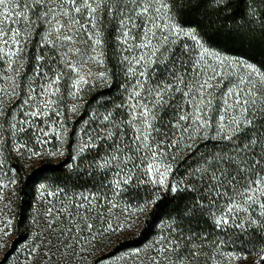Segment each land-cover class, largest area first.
Returning a JSON list of instances; mask_svg holds the SVG:
<instances>
[{"label":"snow or ice","instance_id":"snow-or-ice-1","mask_svg":"<svg viewBox=\"0 0 264 264\" xmlns=\"http://www.w3.org/2000/svg\"><path fill=\"white\" fill-rule=\"evenodd\" d=\"M191 9H212L217 18L227 13L238 32L264 38V0L239 4L236 0H0V62L7 66L0 70V79L8 85L0 87V117L9 118L12 152L20 160L67 154L65 166L81 172L85 170L77 163H84L81 157L92 149L104 151L87 167L88 175L98 170L104 177L96 191L70 194L63 188L38 185L43 202L39 214L47 236L28 250V264H38V257L56 264L57 252L79 264L98 238L133 228L161 200V193L184 190L201 193L197 210L225 238L209 241L207 235H185L169 224L167 232L149 246L150 255L141 258V249L135 250L134 264H240L250 255L258 257L251 264H264V65L209 47L199 23L184 18ZM106 20L115 21L118 66L127 81L121 85L125 100L116 108L124 109L127 119L118 125L114 112L108 110L98 117L105 126L100 132H86L78 146L73 141L65 148L67 125L62 119L48 118L62 116V83L74 101L68 107L72 113L78 111L86 91L100 84L110 86ZM41 25L42 40L54 50L65 49L53 57L61 66L50 69L49 76L45 56L37 55L34 79L29 82L25 76L22 81L27 98H20V104L6 112L4 98H19L21 57L33 29ZM89 65L103 70L93 71ZM17 110L19 117L13 114ZM40 119L54 125L52 134L61 145L55 150L40 151L17 139L18 133L34 129V135L41 134L36 135L37 144H48L41 137L49 132L35 124ZM109 125L116 131H106ZM125 127L131 132L127 137ZM198 141H215L220 151L201 153ZM193 153L199 160L186 175L200 185L198 189L174 175L178 160ZM5 165L0 149V203L13 211V201L5 202L6 196H17L20 181L17 168L5 172ZM145 185L150 186V197L135 205L121 203ZM117 212H123L127 222L114 226ZM13 220L12 216L0 220V248L6 247L4 241L14 230Z\"/></svg>","mask_w":264,"mask_h":264},{"label":"trees","instance_id":"trees-1","mask_svg":"<svg viewBox=\"0 0 264 264\" xmlns=\"http://www.w3.org/2000/svg\"><path fill=\"white\" fill-rule=\"evenodd\" d=\"M240 2L241 0H236L237 4ZM184 18L186 21L199 23L200 29L206 33L204 38L209 47L215 48L230 56L241 57L247 62L257 64L258 66L264 65V38H261L259 34L249 36L246 32L243 34L238 32L229 14L226 13L223 17L217 18L212 15V9H191L185 13ZM217 19L218 23H212V21ZM43 28L44 26L41 25L32 31L31 39L26 45V54L21 57L24 67L21 70V75L17 78V83L21 84V87L17 89L19 98H4L6 112H12V109L20 104V98H27L24 96V85L22 81L25 76L29 78V82L34 79L33 72L35 71V65L37 63L35 60L37 55L45 56V62H47L48 67L44 70L48 71L49 76L52 75L50 69L61 66L58 57L55 61L53 60L56 52H60V50H54L42 40V36L44 35L42 32ZM114 28V20L105 21V51L108 57L107 66L111 70L110 86L100 84L90 91H86L83 99L78 101V111L72 113L68 111V107L71 105L67 101L69 97L66 95V85L64 83L61 84V91L65 97L60 105L62 116L59 118L51 116L48 119H62L67 125L68 132L67 142L64 145L65 148H68L73 141L78 146L82 136L86 132H92L93 135L100 132L105 126L99 122L98 117L106 114L108 110L114 112L118 125L119 121L127 119L125 110L116 108V105L123 103L125 100L126 92L121 85H124L127 81L118 66L120 59L118 48L120 45L115 39L117 33L113 30ZM6 67V64L0 62V70ZM2 74L7 75L8 73L3 72ZM37 83H43V81L38 80ZM0 87L6 88L8 85L0 79ZM13 114L17 117L20 116L19 110ZM35 124L49 132L48 137H41L42 139H48L50 141L48 144L43 146L37 144L36 135L41 134L36 133L34 135V129H29L28 133H18L17 139L22 138L30 147L37 148L40 151H52L61 146L60 141L52 134L51 129L54 125L45 123L43 119L36 120ZM55 126L57 129L59 128L58 125ZM9 131V118L7 116L0 117V135L3 137V140H0V149L3 150L6 159L4 171L7 172L9 167H16L18 173L17 179L20 181L17 186V196H7V199L11 198L13 201V211H9V209L4 207L6 212L14 217V230L12 233L15 234V237L10 240L9 246L11 247L5 254L4 259L0 261V264H6L10 260H8L10 255L15 254L13 256H16V248L25 244L33 234V224L31 221L35 213L34 209L37 204V198L39 197L37 188L40 183L47 185L50 189L63 188L68 193L75 194L96 191L99 180L104 179L98 170H94L91 176L87 173L88 165L92 163L93 159L99 158L96 154L104 155L103 148L92 149L91 152L81 157L84 163H80L79 161L77 163H79L80 168L85 170L77 172L75 168L69 169L65 166V161L68 159L67 154L58 158L45 156L42 159L30 160V162L28 160L18 159L8 145ZM106 131H116V129L109 125ZM168 131L171 130L169 129ZM128 135H131V132L125 127V136L127 137ZM98 143L103 144L104 142ZM198 143L200 144L199 151L201 153L208 154L210 151H220L215 141H198ZM205 143L208 145L207 148L204 147ZM198 160L199 156L194 153L186 154L179 159L177 162L178 169L174 174L176 180L183 179L185 184L193 188H200V185L192 180L191 176L186 175V172L190 168L194 169L197 166ZM9 175L12 174L9 173ZM149 187L145 185L137 188L134 192L128 194L126 201H121V203L129 202L133 203V205L140 203L143 199L151 196ZM200 198L201 193L199 191L184 190L175 194L161 193V200L136 221L133 228L98 238L95 247L92 248L93 253L86 256L85 260L80 261L79 264H134L135 260L131 258L130 254L134 253L136 249H141V251L146 249L145 254L141 258L150 255L149 246L162 233L167 232L169 224L181 229L185 235H207L209 241L224 239L223 234L215 230L211 219L197 210V200ZM204 202L207 203L206 200ZM117 216L118 220L113 219L114 226L117 223L124 224L127 222V218L123 212H117ZM226 250L230 251L231 248H227ZM27 257L16 259L14 264H28L27 259L26 261L24 260ZM255 259H258V257L250 255L248 261H241L240 264H251ZM41 261L38 257V264H41ZM44 264H47V261ZM71 264H77V260H74Z\"/></svg>","mask_w":264,"mask_h":264},{"label":"rangeland","instance_id":"rangeland-1","mask_svg":"<svg viewBox=\"0 0 264 264\" xmlns=\"http://www.w3.org/2000/svg\"><path fill=\"white\" fill-rule=\"evenodd\" d=\"M44 31H45V29L43 28V34H44ZM52 38H54V37H52ZM73 47H82V45H74ZM59 50H60V53H63V51L65 50V49H63V48H59ZM219 51V50H218ZM221 53H223L222 51H220ZM223 54H225V53H223ZM225 55H227V56H229V57H232V58H236V59H241V60H245V59H243V58H241V57H234V56H230V55H228V54H225ZM246 61V60H245ZM89 67H92V70L93 71H101V70H103V69H101V68H97V67H94V66H92V65H89ZM66 95H67V93H66ZM67 101H69V105H72L73 103H74V101L69 97L68 98V100ZM29 162H30V160H28ZM5 202H7V196H6V201ZM0 209H2V210H4L5 208H4V204L3 203H0ZM43 211V202H42V200L40 199V197H38L37 198V204H36V206H35V209H34V215L32 216V230H33V234H32V236L28 239V241L27 242H25V244H23V245H21V246H18L17 248H16V253H17V255L16 256H13V255H15V254H13V255H10V257H8V260L9 261H7V263L6 264H14L15 263V260L16 259H18V258H20V257H22V259H23V257H27L28 256V250L32 247V245L34 244V243H36V244H39L40 242H41V238L42 237H46L47 236V226H46V223H45V220H44V218H43V216H41L39 213H41ZM4 213V214H3ZM0 220H4V219H7L10 215L6 212V209L4 210V211H2V212H0ZM3 228V224L2 223H0V229H2ZM3 235V232L2 231H0V236H2ZM15 237V234L14 233H12L9 237H7L6 238V240L4 241L5 243H6V247H3V248H0V261H2L3 259H4V256H5V254L9 251V249H10V247L11 246H9L10 245V240L11 239H13ZM92 248L93 247H91V246H89V252H90V254H92L93 253V250H92ZM53 251H55V250H53ZM145 252H146V249L145 250H143V251H141V256L143 255V254H145ZM56 255H57V257H59V259L57 260V262H56V264H71V262H74V260H72L71 262H69V261H67V260H65L64 259V257H62L61 255H60V253L59 252H57L56 253ZM131 255V258H133V260H136V257L133 255V253L132 254H130ZM88 256V255H87ZM42 260L41 262V264H44L45 263V261H47V259L45 258V257H39V260ZM25 261H26V258L24 259ZM27 263V262H26Z\"/></svg>","mask_w":264,"mask_h":264}]
</instances>
